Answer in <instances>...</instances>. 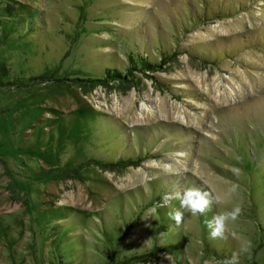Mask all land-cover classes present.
<instances>
[{"label":"rangeland","instance_id":"374dc122","mask_svg":"<svg viewBox=\"0 0 264 264\" xmlns=\"http://www.w3.org/2000/svg\"><path fill=\"white\" fill-rule=\"evenodd\" d=\"M193 185L220 202L177 225ZM246 241L264 264V0H0V264H222Z\"/></svg>","mask_w":264,"mask_h":264},{"label":"clouds","instance_id":"9594fccd","mask_svg":"<svg viewBox=\"0 0 264 264\" xmlns=\"http://www.w3.org/2000/svg\"><path fill=\"white\" fill-rule=\"evenodd\" d=\"M239 172V169H236ZM238 185H232L229 189L230 193H235ZM168 200H178L180 209L169 212V216L175 221L177 225L181 224L184 219L185 212L193 216H204L207 212L211 211L213 203H219L220 198L214 197L212 193L203 191L199 187L189 186L185 187L181 192L169 194ZM161 207L163 205H160ZM243 214V208L239 205L233 207L231 210L214 215L210 220L206 221V226L210 230V237L212 239H226L227 225L230 222H235ZM252 245L250 241H246L240 248L239 253H233L231 258H226L222 264H239V257L243 253H249Z\"/></svg>","mask_w":264,"mask_h":264},{"label":"trees","instance_id":"16d2710c","mask_svg":"<svg viewBox=\"0 0 264 264\" xmlns=\"http://www.w3.org/2000/svg\"><path fill=\"white\" fill-rule=\"evenodd\" d=\"M147 67H150L147 65ZM108 75V78H112V79H115L116 77H119L117 74H114V75H110V74H107Z\"/></svg>","mask_w":264,"mask_h":264}]
</instances>
